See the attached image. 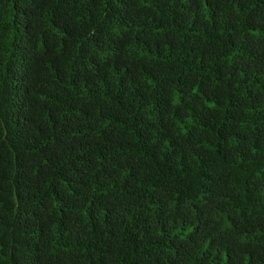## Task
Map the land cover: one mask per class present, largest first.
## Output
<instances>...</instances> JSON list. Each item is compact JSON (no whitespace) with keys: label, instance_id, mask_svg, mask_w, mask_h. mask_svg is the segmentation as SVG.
Instances as JSON below:
<instances>
[{"label":"trees","instance_id":"16d2710c","mask_svg":"<svg viewBox=\"0 0 264 264\" xmlns=\"http://www.w3.org/2000/svg\"><path fill=\"white\" fill-rule=\"evenodd\" d=\"M0 264H264V0H0Z\"/></svg>","mask_w":264,"mask_h":264}]
</instances>
